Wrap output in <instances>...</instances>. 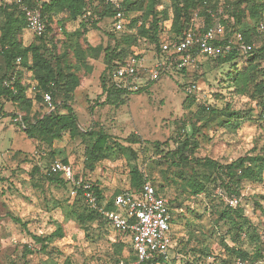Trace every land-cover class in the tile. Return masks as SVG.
I'll list each match as a JSON object with an SVG mask.
<instances>
[{
	"label": "rangeland",
	"instance_id": "rangeland-1",
	"mask_svg": "<svg viewBox=\"0 0 264 264\" xmlns=\"http://www.w3.org/2000/svg\"><path fill=\"white\" fill-rule=\"evenodd\" d=\"M102 1L91 0L88 9L100 10ZM169 5L170 0H161L158 9ZM138 14L127 18L130 21ZM2 22L0 18V25ZM65 22V30H57L48 39V48L58 57L67 53L80 77L71 106L86 136L71 139L64 134L52 146L31 140L23 132L19 107L0 98V264H115L133 257L129 236L97 221L67 187L51 184L41 172H34L36 166L45 170L63 161L90 177L107 196L130 189V172L138 168L172 202L178 221L174 235L185 241L191 235V246L203 252L199 253L200 264H219L222 258L234 264L223 245V238L232 244L226 231L233 225L218 220V212L225 206L214 197H195L191 192L195 180L209 188L215 175L191 159L208 157L230 164L244 156L264 157L257 80L236 87L230 81V64L219 65L201 57L185 70L171 69L143 92L131 94L126 105L105 104L101 83L104 54L87 59V72L82 51L115 46L109 37V21L104 20L98 29L85 28L79 19ZM21 40L26 47L39 45L27 28ZM149 44L140 40L131 50L150 62L154 52ZM238 68L240 71L242 62ZM4 72L0 56V78ZM29 83H35L32 77ZM44 114L45 108L37 103L27 118L30 121ZM100 130L111 139L105 157L91 171L87 151L95 141L92 133ZM187 139L194 151L190 159L171 155L177 143ZM237 194L234 197L241 200L243 213L235 218L263 234L264 173L259 181H245ZM34 237L41 242L36 243ZM240 247L250 253L255 250L248 238ZM256 264H264V260Z\"/></svg>",
	"mask_w": 264,
	"mask_h": 264
},
{
	"label": "trees",
	"instance_id": "trees-1",
	"mask_svg": "<svg viewBox=\"0 0 264 264\" xmlns=\"http://www.w3.org/2000/svg\"><path fill=\"white\" fill-rule=\"evenodd\" d=\"M122 1L126 13L125 26L122 31H116L113 28L115 13L111 6L106 5L104 1H102L100 10L91 12L88 9L91 0H25L29 6H34L41 11L46 25V31L42 36H34L39 41V45L31 44L28 47L24 46L21 40V35L24 29L27 28L23 12L11 1L0 3V18L3 20L0 25V45L2 47L0 56L5 64V72L0 78V98L5 97L19 107V111L23 114V132L29 139L52 146L55 141L61 140L64 134H68L71 139L86 136L80 129L78 116L71 106L73 94L80 85V77L73 69V65H70L71 62L67 58V53L58 57L48 48V39L54 33L56 34L57 30H65V20L76 21L79 19L85 28L92 27L94 29H98L104 20L109 21V37L114 41L115 46L113 48L109 46L102 51L100 48L89 47V49L82 51V55L88 72L87 64L89 60L87 59L89 57L97 59L102 53L104 54L106 68L101 75L103 94L106 96L104 103L117 107L126 105L131 94L143 92L158 82L150 81L138 91L132 92L120 88L114 80V72L121 64L132 57H144L142 54H136L131 50L140 40L150 42L148 46L153 48L154 55L161 54L163 43L178 41L183 38L196 17L203 22V31L212 26L222 25L226 31L224 42H227L238 33L242 34L246 43L255 44V48L249 54L233 52L226 57L211 60L219 65H231L233 72L231 75L229 74V77L231 83L236 87H240V84L247 87L254 79L257 80L255 92L260 95L261 102L258 105L262 106L260 120H263L264 29L260 30V24L264 22V0H170L171 5L163 10L158 9L161 0ZM85 12H91L100 19L92 25L84 23L81 18ZM136 12H139V14L129 21L128 15ZM128 54L130 56H127ZM19 59L20 62H18ZM239 62H242L240 71H238ZM185 69L182 68L181 70ZM165 74L163 72L162 76ZM12 77L16 78L15 88L18 91L17 94H14L6 85ZM29 77L30 79L32 77L35 83H29ZM260 77L262 79L258 80ZM46 94H50L52 97V109H48L45 103ZM37 103L45 108V114L42 117H33V120L29 121L27 113H30ZM62 109L65 112L62 113ZM262 122L264 123V120ZM225 123L223 122V124ZM92 134L95 141L88 148L87 155L90 160L88 167L91 171H94L96 163L103 160L106 155L107 143L111 136L103 130ZM190 141V139H187L184 142H178L171 155L178 157L179 160L188 161L194 152L191 150ZM191 160L195 161L198 166L210 169L215 175L212 180L214 184L209 188L202 182L195 180L194 183L190 184L191 192L195 197L203 194L214 197L225 206L223 210H219L218 220L223 222L224 225H233L232 228L230 227L226 231V235L230 237L232 244H228L227 240L223 238L224 248L228 255H232L233 263L236 264V261L240 260L244 264H256L258 261L264 260V233L257 234L256 229L251 228L250 225L245 227L244 223L240 224L237 220L243 213L239 209L241 208L240 205L231 208L225 202V198H233L239 195L237 193L241 190L245 181H259L261 179L264 173V157L260 155L244 156L230 164H222L208 157L193 158ZM62 163L70 164L67 161ZM70 165L73 166L77 177H82L92 184L100 204L103 205L106 202L107 210L115 209L113 202L117 195L121 193H138L145 183L150 182L138 168H134L130 172L131 188L107 196L98 184L91 181L90 177L79 172L73 164ZM50 169L51 166L45 170L36 166L34 172H41L42 176L51 184L65 186L72 192L73 186L61 174H51ZM208 180L210 181V179ZM150 183L156 189L157 194L160 195L155 184ZM73 198L79 201L97 221L113 229L104 216L88 206L82 197L81 191ZM169 205L172 215V238L175 243V252L182 255L185 264H200L201 257L199 253L203 252L191 246V235L187 241L175 237L174 228L177 226L178 221L174 216L173 204L170 200ZM236 214L237 218H235ZM115 231L129 236L125 232ZM246 238L254 244V253L240 247V244ZM34 239L36 243L41 242L37 237H34ZM130 239L133 242L131 237ZM26 251L31 253L29 248ZM204 255L206 256V254ZM135 259L134 254L132 258H124L115 264ZM158 263L170 264L162 256H155L145 264ZM219 264L227 263L222 258Z\"/></svg>",
	"mask_w": 264,
	"mask_h": 264
},
{
	"label": "built area",
	"instance_id": "built-area-1",
	"mask_svg": "<svg viewBox=\"0 0 264 264\" xmlns=\"http://www.w3.org/2000/svg\"><path fill=\"white\" fill-rule=\"evenodd\" d=\"M2 1H11L20 8L26 18L27 29L33 36L39 37L45 33L46 25L38 8L29 6L25 0ZM103 1L106 5H110L115 13L113 28L122 31L126 17L123 1ZM81 19L84 23L92 25L100 18L91 12H85ZM203 28V22L198 17L194 18L192 26L184 37L178 41L163 43L161 54H155L150 62L145 57H132L121 64L114 72L115 82L122 89L136 92L150 81H159L163 72L168 73L175 68H187L201 57L217 59L233 52L247 55L255 48V44L246 43L240 33L224 42L226 31L222 25L212 26L204 31ZM263 29L264 22L260 24V30ZM0 50H2L1 45ZM15 81L16 78L12 77L6 85L17 94ZM45 103L48 109L53 108L50 94L45 95ZM50 173L61 174L73 186L72 196H77L81 191L83 199L91 209L104 216L113 229L125 232L133 239L136 259L121 261L119 264H145L155 256H162L170 264H185L182 255L175 252L169 200L158 195L150 182L145 183L138 193L117 195L113 202L115 209L107 210L106 202L100 204L92 184L82 177H77L72 165L57 163L51 166ZM225 202L231 208H236L241 200L233 197L225 198ZM236 264L244 263L237 260Z\"/></svg>",
	"mask_w": 264,
	"mask_h": 264
},
{
	"label": "crops",
	"instance_id": "crops-1",
	"mask_svg": "<svg viewBox=\"0 0 264 264\" xmlns=\"http://www.w3.org/2000/svg\"><path fill=\"white\" fill-rule=\"evenodd\" d=\"M29 31V30H28ZM31 34V33H30ZM32 35V34H31Z\"/></svg>",
	"mask_w": 264,
	"mask_h": 264
}]
</instances>
